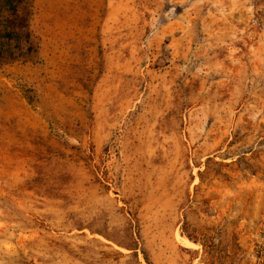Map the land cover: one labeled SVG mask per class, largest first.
I'll return each mask as SVG.
<instances>
[{"label":"rangeland","instance_id":"1","mask_svg":"<svg viewBox=\"0 0 264 264\" xmlns=\"http://www.w3.org/2000/svg\"><path fill=\"white\" fill-rule=\"evenodd\" d=\"M31 29L0 264H264V0H33Z\"/></svg>","mask_w":264,"mask_h":264},{"label":"trees","instance_id":"2","mask_svg":"<svg viewBox=\"0 0 264 264\" xmlns=\"http://www.w3.org/2000/svg\"><path fill=\"white\" fill-rule=\"evenodd\" d=\"M32 2L0 0V62L27 60L31 53L37 52L31 29Z\"/></svg>","mask_w":264,"mask_h":264},{"label":"bare ground","instance_id":"3","mask_svg":"<svg viewBox=\"0 0 264 264\" xmlns=\"http://www.w3.org/2000/svg\"><path fill=\"white\" fill-rule=\"evenodd\" d=\"M190 241V240H189Z\"/></svg>","mask_w":264,"mask_h":264}]
</instances>
